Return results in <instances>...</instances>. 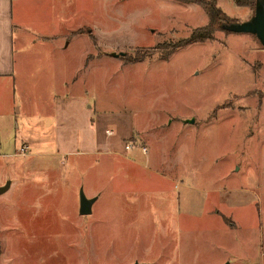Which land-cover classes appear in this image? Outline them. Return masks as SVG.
<instances>
[{"label": "rangeland", "instance_id": "1", "mask_svg": "<svg viewBox=\"0 0 264 264\" xmlns=\"http://www.w3.org/2000/svg\"><path fill=\"white\" fill-rule=\"evenodd\" d=\"M14 2L22 38L14 49L23 53L16 89L0 87V187L10 183L0 194V264H264L258 40L217 30L212 41L162 59L207 24L203 8L177 0ZM216 3L241 23L255 0ZM55 51L65 53L67 88L47 73ZM87 51L107 58L84 69ZM86 123L112 133L117 155L78 153ZM129 132L139 134L137 144ZM80 192L96 198L89 215H79Z\"/></svg>", "mask_w": 264, "mask_h": 264}, {"label": "crops", "instance_id": "2", "mask_svg": "<svg viewBox=\"0 0 264 264\" xmlns=\"http://www.w3.org/2000/svg\"><path fill=\"white\" fill-rule=\"evenodd\" d=\"M18 15H19V6L18 4H15L14 0H0V87L13 85V87L16 89L17 82H16V77H15V70L17 68V65L19 66V63H20L19 60H16V59L20 56V54L23 53V52L17 53L15 52V49H14V40L15 39H18L20 41L22 40V38L15 36V32H14L15 24L18 21ZM57 37L58 36L47 38V37L42 36L41 39L42 40L47 39V41H50V40L52 41L54 39H57ZM76 37L77 35L70 37L69 40H72L73 38H76ZM17 54L18 56H16ZM64 54L65 53L62 51H55V52L47 53V57L49 59H53V58L55 59L54 68H50V70L47 69V73H50L49 77L51 80V84H54L56 86L58 85V87H61V88L62 87L67 88V85L69 83L66 75L62 73L63 70L61 67V63H62L61 59L64 56ZM89 54L90 52L87 51L85 65L83 67L84 69L91 67L94 63H100V61L107 58L106 56L91 58L90 56H88ZM88 58L90 60H88ZM51 103H52V100H51V97H49L47 99V108L48 109L51 108L52 110ZM75 106H79L80 108H82V106H84L83 100L81 99L80 101H76ZM63 108H65V110L63 109L62 114L66 113L67 106L65 105ZM55 112L57 115V108ZM87 119H88L87 115L82 116V120H81L82 123L84 124ZM113 121L115 122L116 118H113ZM117 122L119 124L122 123L121 120ZM95 124L100 125L99 119L95 118ZM121 125L124 126V123H122ZM158 127H161L160 123H158ZM83 128L86 130V135L85 136L80 135V139L78 141V147L80 151L78 153L86 154V155H98L99 154V155L108 156V157L109 156L114 157V155H117V154H114L117 151L116 144L115 142L113 143L110 142V138L112 136H107L105 134L106 130L105 131L103 130V132H100V134L99 133L96 134L94 130L88 126V123H86L85 127L83 126ZM97 136H102V137L98 138ZM128 136H130L128 139H130L131 143H134V145L137 144L138 138L136 139V137L139 136L138 133H136V136L133 137V133L129 132ZM69 153H73V151H70V152L69 151L68 152L59 151L58 152L59 155H64V154H69ZM123 158L126 159L125 157ZM110 194L106 195V197H115L114 195L115 193H110ZM93 197H101V196L100 194L97 195V192H94Z\"/></svg>", "mask_w": 264, "mask_h": 264}, {"label": "trees", "instance_id": "3", "mask_svg": "<svg viewBox=\"0 0 264 264\" xmlns=\"http://www.w3.org/2000/svg\"><path fill=\"white\" fill-rule=\"evenodd\" d=\"M185 4H196L203 8L206 12L208 22L205 26L195 29L191 35L179 42L178 44H174L168 46L165 55H162V59H167L169 55L180 47H185L191 43L195 42H204V41H212L213 33L217 30H220V25L223 23L234 22L228 19V17L216 6L215 0H177ZM233 3L237 7H246L252 6L254 0H232ZM255 5V3H254ZM143 60V57L134 60L133 62H139Z\"/></svg>", "mask_w": 264, "mask_h": 264}, {"label": "water", "instance_id": "4", "mask_svg": "<svg viewBox=\"0 0 264 264\" xmlns=\"http://www.w3.org/2000/svg\"><path fill=\"white\" fill-rule=\"evenodd\" d=\"M220 30L253 35L264 47V0H255L253 15L246 21L241 23L229 22L220 25ZM10 183H6L0 187V194L5 193L9 189ZM96 198L87 199L82 192L79 194V215L85 216L91 213V208Z\"/></svg>", "mask_w": 264, "mask_h": 264}, {"label": "built area", "instance_id": "5", "mask_svg": "<svg viewBox=\"0 0 264 264\" xmlns=\"http://www.w3.org/2000/svg\"><path fill=\"white\" fill-rule=\"evenodd\" d=\"M105 134L107 136H111L112 135V133L110 131H107V130L105 131ZM132 146H133L132 144H126V145H124V150L125 151H130ZM26 150H27V146L26 145H21L20 152H19L20 154L19 153L18 154L24 156ZM141 150H142L143 153H145V149L144 148H142Z\"/></svg>", "mask_w": 264, "mask_h": 264}]
</instances>
